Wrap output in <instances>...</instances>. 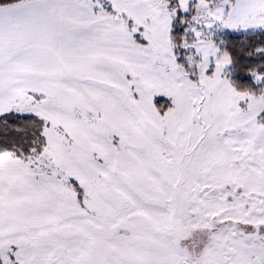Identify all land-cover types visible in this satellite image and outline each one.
Segmentation results:
<instances>
[{"label": "snow or ice", "instance_id": "obj_1", "mask_svg": "<svg viewBox=\"0 0 264 264\" xmlns=\"http://www.w3.org/2000/svg\"><path fill=\"white\" fill-rule=\"evenodd\" d=\"M0 264H264V0H2Z\"/></svg>", "mask_w": 264, "mask_h": 264}, {"label": "trees", "instance_id": "obj_2", "mask_svg": "<svg viewBox=\"0 0 264 264\" xmlns=\"http://www.w3.org/2000/svg\"><path fill=\"white\" fill-rule=\"evenodd\" d=\"M0 2H2V0H0Z\"/></svg>", "mask_w": 264, "mask_h": 264}]
</instances>
